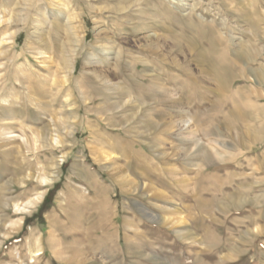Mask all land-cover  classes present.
Segmentation results:
<instances>
[{
  "label": "rangeland",
  "instance_id": "1",
  "mask_svg": "<svg viewBox=\"0 0 264 264\" xmlns=\"http://www.w3.org/2000/svg\"><path fill=\"white\" fill-rule=\"evenodd\" d=\"M1 1L0 50H10L9 46L13 45L12 41L15 40L12 51L16 55H20L19 62H22V57L27 55L36 69L41 68L43 70L42 73H39L43 76L47 75L46 66L51 62L52 50L32 49L34 47L33 42L42 40V43L50 45V39L55 38L52 23L58 21L59 24H65L66 15L79 16L74 18L71 24L77 28L79 36L86 35V38L77 49L76 68L72 77L71 88L75 90V96L81 102L83 97L79 93L77 85L78 83L84 84L83 76L85 74L92 75L94 71L98 70L96 67L99 64L96 62L104 57L102 53H98V46L106 41L109 42L111 62L107 68H113L115 58H120L123 66L121 76H112L111 74L109 78L111 86L128 87L125 77L130 73L131 59L138 58L146 61L149 67L147 72L152 74L153 57L140 52L137 48L140 45L146 47V40L157 39L163 34L162 30L141 29L148 22L146 18L149 17L150 7H156L160 14L157 20L164 27L167 26L165 12L172 13L174 25L168 24H171L172 30L174 29L173 31L177 33L180 32L185 23L214 30L222 45L221 50L216 56H213V59L229 60L232 57L231 53L237 51V44L240 46L244 43H247L246 46L252 44L253 47H247L249 50L248 57L251 58L252 62L246 68L257 75H264V41L260 43L256 41L257 36L261 35L262 31L256 34L254 29L241 23L238 18L240 14L237 11L238 8H234L233 4L227 5L228 3L222 0H184L186 5L183 6L176 5L177 0H149L148 6H144L142 0H48L46 3L41 0L38 8L30 14L29 19L33 21V25L28 29L23 28L25 0ZM239 1L243 2V0ZM258 2L257 8L264 13V2ZM12 12L18 14L15 17L16 21L12 18ZM59 13L61 14L59 15ZM39 20H42L44 24L40 26ZM56 38H59L56 39L58 44L64 45L62 44L64 39L61 35ZM180 44L183 48L174 49L171 48L172 44L167 42L162 47L161 53L163 55L160 57L166 61L163 63L164 73L173 79L175 78L168 86L171 92L170 96L172 99H179L187 116L194 117L199 113L209 112L211 103L216 101L215 83L211 82L208 76L206 78L203 73V66L198 65L194 55L189 53L187 45L182 41ZM200 44L204 49H208L206 41ZM254 48L261 50V54L255 58L253 55ZM118 52H120L119 57H117ZM43 61L46 63L43 64ZM170 62L184 67L191 78L197 80L199 78L200 83L196 94L189 93L188 87H185L190 84L189 77L185 76L183 72L181 73L180 67H175ZM7 65L8 61L5 56L0 55V77L10 72ZM99 68L103 70L106 66ZM239 69L241 72L245 70L241 64H239ZM251 81H253L251 78L249 80L237 79L233 86V89H238L244 94L249 90L256 93L250 98L252 109L245 111L249 114L248 120L245 119L244 122L237 123L233 129L231 128L229 132L225 133L226 136L221 138L213 136L208 138L209 136L200 133L201 128L196 129V127L181 131L174 129L162 133L166 129L164 126L158 128L154 135L145 136L143 133L147 131L139 123L130 126L128 122L130 116L139 117L144 107L134 103L133 97L126 95L109 98L112 110L107 112L101 108L102 104H98V101H96L97 105L95 106L87 105L86 111L90 110L89 116L85 114L83 109L76 111V119L67 120L65 129L61 132L57 131L53 118L49 114L47 117H43L48 125L45 130L49 131L57 141H62L64 146L60 147L59 145V148L54 149L47 157L55 160L64 157L65 163L62 162L61 173L55 183L47 190L37 209L33 211L30 209L31 212H26L23 215L16 214L10 207L0 210V215L4 217L0 221V264H264V206L253 208L245 204L237 211H233L231 208L225 211L212 208L209 212H204L199 207L205 202L214 203L220 200L225 192L229 194L232 192L231 189H236L237 183L261 182V186L256 187L253 193L249 195L250 197L259 195L264 190V172H256L251 175L253 169L262 162L264 152V86H257ZM12 84L16 88L19 87L15 82L9 84L7 93H2V96H6L8 100L12 95L10 91ZM257 94L260 97H257ZM201 96V107L199 109L194 108V103H197ZM234 98L240 102L238 96L235 95ZM240 105L245 107L242 102ZM82 106L85 107L83 104ZM75 108L69 107L66 112L69 113ZM56 111L59 112V107L56 108ZM224 112H212V116L216 118L212 127L219 126L218 122L223 123L225 121L226 114ZM55 113L52 112V116ZM56 122L58 121L56 120ZM113 124L116 126L111 127L110 125ZM120 124V127L117 126ZM87 126H91L92 130L86 129L84 131ZM119 128L124 130L131 128V132L140 133L144 137L133 138L134 135L128 136V133L125 134L124 131H122L124 134L120 133ZM31 129H34L33 126ZM191 130L194 134H191ZM14 131V135L24 136L26 134L29 136L31 133L30 128L25 129L26 133L19 129ZM237 135L241 138V144L238 143ZM255 136L259 137V140H255ZM182 137H187L188 144L196 141L210 151L215 149L223 157V161L214 160V166L211 168L214 167L215 169L212 170L210 167L205 170V168L201 169L198 166L188 164L187 159L183 158L182 149L186 143H182ZM11 143L12 147H17L22 144V139L16 137ZM151 143L158 145L159 148L153 151L146 148V145ZM219 145H225L231 150L222 149ZM23 153L25 158L34 160L30 158L31 153H26V151ZM161 153H163V157L159 156ZM18 157L23 158L21 155ZM40 161L41 164H44V159ZM78 168L84 172V176L87 175L85 178L77 176L75 172ZM39 170L41 167L35 166L34 174L42 175L44 173ZM202 170L206 172L211 170L209 173L214 175L205 179ZM89 175H94V178L87 180ZM157 176L160 178L158 179ZM214 177L221 179L222 184L216 183L217 179ZM9 178L11 179V175L3 176L0 179V184L9 181ZM130 181L144 186L141 190L142 196L137 189L133 191L134 185ZM214 182L218 189H212L209 192L203 190L204 183L214 184ZM95 184L104 193L106 192L105 194L111 196V200L108 201L111 210L107 209L106 211L109 212L108 215H111V212L118 214L117 219L119 220V222L114 223L115 227L113 226V228L109 227L110 221L100 219V211L97 206L101 198L99 194L95 193ZM39 188L40 186L32 182L26 188V194L23 195V190L18 189L4 198L9 203L16 200L18 204H21ZM222 190L223 193H221ZM153 193L171 196L174 202L169 204L162 202V200H153ZM134 202L149 209L151 207V210L157 209L156 212L163 213L162 215L168 213L167 215L173 218L181 217L185 223L179 225L178 230H182L184 233V230L188 229L194 242L178 238L174 231L170 230L169 225L164 226L149 220L138 211ZM155 205H157L156 208H154ZM73 206L77 208V212L70 215V221H75L72 223L77 227L68 230L63 228L67 224L65 213L66 211L70 213ZM174 207L179 209L176 214H173ZM19 217L23 218V223L19 225L10 223L17 221ZM56 223L58 224L56 225ZM129 223L133 225L131 228H128ZM253 223H257L256 225L263 229L262 233L256 238L246 235V239L241 240L246 232L251 231L253 228L251 224L253 225ZM202 226H205L204 229L208 227L212 231L214 230L215 234L217 232V235L221 236L217 243L211 241L212 247L209 249L205 247L208 245V241L204 237ZM96 229H102L104 232L107 230L112 233L107 236L105 233H99L101 230L98 232ZM113 235L115 236L113 237ZM34 246L40 250L37 256L31 258L29 251L35 249ZM133 246L140 247L145 256H142L143 258L137 256ZM152 256L156 260H153ZM198 260L199 262H197Z\"/></svg>",
  "mask_w": 264,
  "mask_h": 264
},
{
  "label": "bare ground",
  "instance_id": "2",
  "mask_svg": "<svg viewBox=\"0 0 264 264\" xmlns=\"http://www.w3.org/2000/svg\"><path fill=\"white\" fill-rule=\"evenodd\" d=\"M40 1L41 0H25V3H24L25 8L23 10L25 12V16L23 18V28L24 29H28L29 27L33 25L32 24L33 21H31L29 17H30V14L38 8ZM42 1L46 3L48 0H42ZM183 1L184 0H177L175 4L182 5V6L186 5ZM222 1L227 2L228 3L227 5L233 4L234 8H238L237 11L240 12V14L238 15L239 21L241 23L246 24L250 28L254 29L255 32H257L256 34L262 31L261 35L257 36L256 41H258V43L264 41V13L263 11H260L257 8V5H259L258 1H260V3H263L264 0H243V2H240L239 0H222ZM1 2L2 1L0 0V3ZM149 2H150L149 0H142V3L144 6H148ZM18 4H21V3H18ZM60 14L61 13H59V15ZM16 16H18V14L12 12V18L15 19L14 21H16V18H15ZM159 16L160 14L158 10L156 9V7H150L149 17L146 18V20L148 21L146 24L147 26L143 25L141 29L153 28L158 31L162 30L163 31L162 36L161 37L158 36L157 39H154V40L153 39L146 40L147 41L145 45L146 47L141 46V45L137 47L138 50H140V52L144 54H149L153 57L154 63L153 64L150 63L153 68L152 74H148L147 72L149 68L147 66V62L140 60L136 57L137 59L130 60L131 70L128 76L125 77L126 81L128 82V87L111 86L109 84V78L111 74L112 76H121L123 66H122L121 59L115 58L113 61V65H114L113 68L111 69L107 68V66L110 65L111 62L109 58L110 56V53H109L110 51L108 48L109 42L105 40L106 42L103 44H100L97 50L98 53L100 54L102 53L104 57H102L99 62H96L99 64L98 67L93 66V67L98 68V70L96 71L93 70L94 72L92 75L85 74L83 76L84 84L78 83L77 85V89L83 97L82 102L79 100L78 97L75 96L76 95L75 90L71 88L72 77H73V74L76 68L75 67V64H76L75 57L77 55L76 54L77 49L81 46L82 42L86 38V35L79 36V34H77V28L73 27V25L71 24L74 18L76 19L77 17H79L78 15H75V17H73L72 15H66L65 24H59L58 21L52 23V29H53L52 31L54 33L55 38L50 39L51 40L50 45L46 43H42V40H39V42L38 41L33 42L34 47L32 49H40V48L42 49L43 48L45 50L46 49L52 50L51 54L53 56L52 58H50L51 62L49 63V65L46 66L47 75L45 76L39 74V73H42L43 70L41 68L36 69L35 65L31 63L27 55H24L22 57V62H19L18 58L20 57V55H16L12 51L14 49L13 45H14L15 40L12 41L13 45L9 46L10 50L8 49L0 50V55L5 56V58L8 61L7 66L9 68L8 71H10L9 73H6L5 75L0 77V81L2 80V83L0 84V179L5 175H11V179L9 178L10 179L9 181L7 180V182L5 183L2 182L3 183L2 185L0 184L1 185L0 186V210H5L6 207H10L11 210H13L16 214L23 215L26 212H31L37 209L39 204L44 199L47 190L55 183L59 174L61 173V168L63 166V163H65V161L63 160L64 157H60L58 160L47 157L59 145L60 147H64L62 145V141L60 140L57 141L56 138L52 137L49 131L45 130V128H47L48 125H47L46 119L43 117H47L48 114L50 117L53 118L54 125L57 131L61 132L62 130L65 129L64 127L66 125L65 123L67 120L76 119L77 117L76 111L78 112L79 110L83 109L85 110V114L89 116L88 112H90V110L86 111V109H88L87 105L95 106L97 105L96 101H98V104L100 103L102 104L101 108L107 112L108 110H112L111 103L109 102L110 100L109 98H111L112 96L116 97L119 95H126L128 97H133L134 103H137L139 106L144 107V109L142 108L143 110H141L140 112L141 114L139 117H135L134 115L128 117V122L130 126L131 124L139 123L143 129H146L147 132L143 133V135L145 136L154 135L155 133H157L158 128H160L161 126H164V128H166L165 130H163L162 133L171 131V130L173 131L174 129L181 131L182 129L187 130V129H191L192 127H196V129L201 128L200 133L204 134V136H209L208 138H210V136H213L215 138H221V137L226 136L225 135L226 132H229L231 128L233 129L236 126L237 123L244 122L245 119L249 117L248 116L249 114L246 113L245 111L246 109H250V108L252 109L251 107L252 102L250 101V98H252L253 94H256V93L254 91L249 90L247 91V93L244 94V93L239 92L238 89L236 90L233 89V86L236 84L237 79L249 80V78L253 80L251 81L253 84H256L257 86H264V75L263 74L257 75L252 70L246 68V66L250 64V62H252L251 58L248 57L249 50L247 47L250 48V47H253V45L249 44L246 46L247 43H244V45L241 44L240 46L237 44V48H238L237 51H234V52L231 51L232 52L231 59L216 60V59H213V56H216L217 53L221 50L222 43L218 40L219 37L215 35L214 30L210 28L196 27L194 24L185 23L182 25L183 26L181 27L182 29L180 28L181 29L180 32L177 33L173 31L174 29L172 30L173 26L171 24L174 25L172 13L165 12L164 14L165 20L167 21L166 27L162 26L161 25L162 23L160 24V21L157 20ZM38 23H40L39 24L40 26L44 24L42 20H39ZM168 23H171V24H168ZM60 27L63 30H61ZM60 35L64 39V42L62 43L64 45L58 44V40H56V39H59L56 37H59ZM180 41L184 42L187 45L189 49L188 50L189 53H192L194 55V58L196 62L198 63V65L203 66V73L206 75V78L208 76L209 77L208 79H211V82L213 81L215 83L214 94L216 96V101L211 103L209 112H206L204 114L197 113L198 115L194 117L187 116L185 111L183 110V107L179 99H172V97L170 96L171 92L169 91L170 88L168 89V86L171 84L172 81H174L175 78L173 79L171 76L164 73L163 63H166V61L160 57V55H163L161 53L162 47H164L165 44H167V42L172 44L171 48L181 49L183 47L181 46ZM204 41H206L208 45V49H204L203 46H201L200 43ZM254 50L255 51L253 52L254 53L253 55L255 58L261 54V50L255 49V48ZM26 51H27V48H26ZM119 55H120V52L117 53V57H119ZM42 63L45 64L46 62L43 61ZM170 64L175 67H180L176 64H173L172 62H170ZM239 64H241L245 68L244 72H241V70L239 69ZM52 66H53V69H52ZM105 66L106 68H103ZM99 67H102L103 70L100 69ZM180 68L182 70L181 73L183 72L185 76L189 77V80H190V84L189 85L187 84L188 86H185V87L186 88L188 87L187 89H189V93L196 94L197 89L199 88L198 87L199 83H200L199 78L198 80L196 78H191L190 74L188 73L186 69H184V67H180ZM12 82H15L19 87L16 88L13 84L10 85L11 87L10 91L12 95H10V100H8L6 99V96H2V93L4 94V92H6V90L9 89L8 88L9 84H11ZM235 95L240 98V102H237L236 101L237 99L235 100L234 98ZM258 96L259 95L257 94V97ZM189 99L191 98L189 97ZM200 100H202V96L199 97V100L197 101V103L195 101H194L195 103L193 102L194 108L196 107L199 109L201 107L202 103ZM241 102H242V105H245V107H242L240 105ZM82 104L85 105V107H83ZM57 107H59L60 113L56 111ZM69 107L71 108L76 107V108L75 110L73 109L71 110V112L68 113L66 112V110ZM52 112H56L55 115L52 116ZM212 112L214 113L224 112L226 114V115L224 114L225 121L223 123L218 122L217 124L219 126L212 127L213 122L216 121V118L212 116ZM207 113H210V114L207 115ZM257 113L259 114V112ZM56 120L58 122H56ZM32 126L34 129H31ZM110 126L114 127L116 126V124H113ZM117 126L120 127L121 124ZM28 128H30V131H31L29 136L26 134L24 136L16 135V134L14 135L15 129L16 130L19 129L21 132H25V129H28ZM86 129L91 131L92 127L87 126L84 128V131ZM119 130H120L119 132L122 134H124L122 132L124 131L125 134L128 133V136L134 135L132 136L133 138L135 137L138 138L139 136L141 138L144 137V136H141L140 133L131 132V128H128V130L119 128ZM191 134H194V133L192 132ZM16 137L22 139V144L18 143L19 146L12 147L11 142ZM237 139H238V143L241 144L240 143L241 138L239 135H237ZM254 139L259 140V137L255 136ZM181 141L182 143H186L185 147L182 149L183 158L187 159L188 164L190 165L198 166L201 169L205 168V170H207V168L209 167L211 168L212 166H214L213 165L214 160H218L220 162L223 161V157L215 149L210 151L208 148L202 145H199V143L196 141H192L191 144L189 142L188 144L187 137H182ZM146 146H147L146 148L150 149L151 151L159 148L158 145H152V143ZM219 146L222 149L227 150L228 148L231 150V148L225 145H219ZM24 151H26V153H31L32 156L30 155L31 156L30 158H33L34 160L31 161L32 159L30 160V159L25 158L24 153H23ZM18 155L23 156V158H19ZM159 156L163 157L164 155L163 153H161L159 154ZM41 159H44V164H41V161H40ZM35 166H40L41 170L39 171L41 172L43 171L44 173L42 172L43 173L42 175L34 174L33 171H35ZM213 168H211V170ZM203 171L204 170H202V172ZM210 171L208 172L204 171L203 177L205 179L212 177L214 175V174L209 173ZM256 172H262V173L264 172V152H263L262 162H260L259 165H257L253 169V173L251 175L255 174ZM75 173H77V176H81L84 178L87 176V175L84 176V172H82L81 169L79 170V168L76 170ZM91 175H89L88 178L86 179L92 180V178H94L93 177L94 175L93 176ZM157 178L159 179L160 177L157 176ZM215 179H217L216 183L222 184L221 179H219L218 177H216ZM226 180H227V177H226ZM32 182H35L38 186H40V188L33 195L28 196L26 199L24 198L25 197L24 196L23 198L25 199V201L23 203L18 204L16 200L11 201L12 199L10 200L11 202L9 203V201L4 198L6 197V195L8 196L11 193L13 194V192L18 189L23 190V195L26 194L27 193L26 188L30 186ZM130 182L134 185L133 186L134 188H132L133 191H136L137 189L138 192L141 193V190L143 189L144 186L134 184L133 181H130ZM204 184L205 185L203 187V190L206 192H209L212 189L213 190L218 189V186L215 185V182L214 184L212 183H207V184L204 183ZM258 186H261V182L252 181L249 183H246V182L237 183V187L235 186L236 189L234 188L231 189L232 192L229 194H226L225 192V194L221 196L222 198L220 200L214 203L205 202L199 205V207L201 208L200 210L204 212H209L212 208H216L218 211H225V210H228V208H231L233 209V211L234 210L237 211L240 208H242L243 205L245 204H248L252 206L253 208L263 207L264 206V190H262L261 194L259 195L256 194L253 196L251 195L252 197L249 196L251 193H253L256 187L258 188ZM233 187H234V184H233ZM94 189L96 190L95 193L99 194L101 198L97 206V209L100 211V219H102L103 221L107 220V222L110 221L109 227L113 228L114 223H117V221L119 222V220L117 219L118 214L116 213L113 214L111 212V215H108L109 212L106 211L107 209H109L110 204L108 201L111 200V196L105 194L106 192L104 193V191L101 188H99V186L96 184L94 186ZM223 190L221 191V193H223ZM140 196H142V193L140 194ZM152 197H153V200L154 199L162 200V202L164 203L167 202L169 204L173 201L171 196L169 197L161 193H153ZM134 205L137 206L138 211L142 213L143 215H145L149 220L155 222L156 224H162L164 226L169 225L170 230H173L178 238L185 240V241L192 240L191 233L188 229H185L184 233L182 230H178L179 229L178 226L184 225L185 223L184 219H182L181 217L173 218V217H170V215H167L168 213L162 215L163 213L160 214L156 212L157 209L156 210L154 209L155 210L154 211L153 209L151 210V207L149 209L135 202H134ZM156 207L157 205L154 206V208ZM30 209L31 211H29ZM76 209L77 208L73 206V208L70 210V213L69 211H66L65 214H66L67 224H65L66 227H63V228H66L68 230H73V228L77 227L75 224H73L75 221L74 222L72 220L70 221V215L72 213L74 214L75 212H77ZM178 210L179 209L175 208L173 210V214L178 213ZM3 218L4 217L0 215V221ZM100 222L102 221L100 220ZM10 223L11 224L15 223V225H19L20 223H23V218L19 217L17 221L10 222ZM57 224L58 223H56V225ZM256 224L257 223H253V225L251 224L253 228L251 229V231L246 232L244 235L242 234L243 236L241 237V240L246 239L245 238L246 235H250L249 237L256 238L257 235H260L262 233L263 229H260V227H258ZM132 226L133 225L131 223L128 224V228H131ZM203 227L205 226H202V228ZM206 228L207 229L203 228L202 230H204V234H205L204 237H206L208 241V245H205V247L209 249L212 247V245L210 244L212 243L211 241H213L214 243H217L219 241V237L221 236L217 235L216 230H215L216 232L215 234L213 232L214 230L212 231L210 228L208 227ZM96 230L98 232L101 230V232L99 233H102V234L105 233L107 236H110L112 233V232L111 233L108 232L107 230L104 232L102 229L100 230L96 229ZM219 233H222V232H219ZM115 235H113V237ZM136 246L135 247L133 246L135 248L134 249L135 254L143 258L142 256H145L144 252H142L140 247H136ZM39 250H40L39 248L30 250L29 252H30L31 258L33 256H37ZM152 257H153L152 258L153 260H156L154 256ZM197 262H199V260Z\"/></svg>",
  "mask_w": 264,
  "mask_h": 264
}]
</instances>
